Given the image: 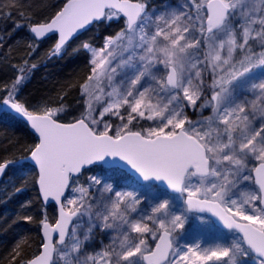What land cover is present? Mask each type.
Masks as SVG:
<instances>
[{"label":"snow or ice","instance_id":"obj_1","mask_svg":"<svg viewBox=\"0 0 264 264\" xmlns=\"http://www.w3.org/2000/svg\"><path fill=\"white\" fill-rule=\"evenodd\" d=\"M22 8L17 20L0 8L11 20L0 48L20 30L28 37L0 83V120L19 118L33 142L9 141L19 155H0V177L22 174L15 195L32 176L36 196L13 223H35L38 243L30 255L27 241L16 243L6 264H244L250 255L264 264V0H184L160 14L148 0ZM114 21L122 26L108 32ZM94 26L105 29L99 45L80 39ZM45 41L49 58L70 45L87 54L74 103L67 92L20 98ZM114 165L146 184L163 181L184 208L174 211L155 188H118L105 178ZM193 211L211 213L238 239L179 249L175 236ZM95 231L108 234L98 248Z\"/></svg>","mask_w":264,"mask_h":264},{"label":"trees","instance_id":"obj_2","mask_svg":"<svg viewBox=\"0 0 264 264\" xmlns=\"http://www.w3.org/2000/svg\"><path fill=\"white\" fill-rule=\"evenodd\" d=\"M60 3L62 0H0V8L5 12H11L12 20H17L19 19L17 9H21V6H23L22 10L25 15H31L33 12H39L45 8L50 12L52 6H58ZM5 27L11 28V20L7 17H0V31L4 30ZM98 28L94 26L80 39L93 34ZM21 37L23 39H20ZM27 38L26 31L20 30L12 36L11 40H8L5 47L0 48V83H6L11 79L13 76L11 65L18 63L21 57L26 55L24 49ZM78 42L74 41L73 44ZM50 46L51 41H45L32 57L31 62L36 63L38 67L23 87L20 98L29 103H35L42 97L56 101L58 94L67 92L66 103H74L78 95L76 85L88 71L87 54L83 50L74 54L73 45H70L61 55L49 58L48 49ZM9 141L29 144L33 142V137L22 121L5 117L0 120V155L8 158L19 155L15 148H11ZM25 183L24 190L13 195L14 186L19 187L22 184V174L9 171L0 185V264H6L13 247L18 242L24 245V241H27L24 250L29 255L37 247V225L35 223L25 224L21 222L19 225L13 223L17 217V212L21 211L20 204L24 201L33 200L36 196L31 175H28ZM7 196L12 198L5 203L3 200ZM28 214L33 215L35 219L39 218L36 211Z\"/></svg>","mask_w":264,"mask_h":264},{"label":"rangeland","instance_id":"obj_3","mask_svg":"<svg viewBox=\"0 0 264 264\" xmlns=\"http://www.w3.org/2000/svg\"><path fill=\"white\" fill-rule=\"evenodd\" d=\"M184 0H148L149 9L154 14H160L165 11L168 6L183 3ZM121 23L113 22L111 27L107 29L108 32H115L121 27ZM105 31L103 28H98L93 34L84 37L83 39L92 37V43L94 45H99L101 43V35ZM40 60V58H39ZM255 79H259V75L255 77ZM95 171H103V169H97ZM106 179H112L116 186L119 187H127L130 189L140 190L143 193L147 194L152 188H155L157 193L160 196H166L171 199L173 204V210L176 212L181 211L184 208L183 197L180 196H172L168 194L164 189L160 188L156 185H140L135 180L129 176H127L122 171L118 170L110 175L105 176ZM83 180V177L81 178ZM187 215V224L185 229L179 232L174 239V243L181 250H185L186 246H195L200 245L201 250L205 248L214 247L216 244H228L234 239H238V236L234 233H226L218 229L212 221L206 216H198L186 213ZM84 228L87 227V219L84 221ZM82 231V229H79ZM95 240L93 242L92 247L98 248L100 246V241H104L106 244L108 242V234L100 233L95 231ZM151 242V241H150ZM244 264H257V261L253 258L252 255L244 259Z\"/></svg>","mask_w":264,"mask_h":264},{"label":"water","instance_id":"obj_4","mask_svg":"<svg viewBox=\"0 0 264 264\" xmlns=\"http://www.w3.org/2000/svg\"><path fill=\"white\" fill-rule=\"evenodd\" d=\"M92 29H93V27L88 32H90ZM88 32L84 33L83 35L87 34ZM16 119H19V118H16ZM113 167L117 168L118 170H120V171L124 172L125 174H127L128 176L132 177L138 184H140V185H146V183L138 176V174H136L133 170H131L127 166H124V165H114ZM4 178H5V176L0 177V185L3 182ZM147 184L159 186L160 188L164 189L168 194L173 195V196H180L181 195L179 193L171 192L167 188V185L163 181H155V180H153V181L148 182ZM189 213L190 214H193V215H198V216H206L221 231L227 232V233H234V232H229V230L225 229L223 227V225L215 217H213L211 215V213H207V212H205V213H198V212H195V211L189 212ZM236 235L238 236V234H236Z\"/></svg>","mask_w":264,"mask_h":264}]
</instances>
